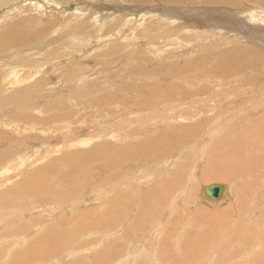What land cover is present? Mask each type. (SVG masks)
Returning <instances> with one entry per match:
<instances>
[{"label":"rangeland","instance_id":"obj_1","mask_svg":"<svg viewBox=\"0 0 264 264\" xmlns=\"http://www.w3.org/2000/svg\"><path fill=\"white\" fill-rule=\"evenodd\" d=\"M150 1L0 7V264L49 228L65 245L63 225H86L75 264L88 243L117 245L104 264H264V0H213L233 6L213 24L204 9L166 20ZM36 170L44 182L28 181ZM212 184L229 192L209 204ZM127 195L107 239L108 201ZM39 255L30 264H68Z\"/></svg>","mask_w":264,"mask_h":264},{"label":"bare ground","instance_id":"obj_2","mask_svg":"<svg viewBox=\"0 0 264 264\" xmlns=\"http://www.w3.org/2000/svg\"><path fill=\"white\" fill-rule=\"evenodd\" d=\"M21 1H24V0H0V7H3L4 8V6H8V5H13V4H16V3H20ZM26 1V0H25ZM51 1H53V2H57V3H65V2H67V1H71V0H51ZM136 1H138V2H140V3H152V1H150L149 0V2H146V0H132V2H136ZM194 1V2H193ZM160 2L161 3H163L162 4V6H171L170 8L169 7H166L165 9H162L163 11L165 10L166 12H165V15H164V18H166V20L167 19H169V20H172V19H174L175 20V18L176 17H178V16H181L180 14H177V13H180V10H182V11H188V10H190V13H192L191 11H195L196 12V10H201V9H204V10H206V13L208 14V17H209V20L210 21H212L211 22V24H213V23H215V19L217 20V21H221V17L220 16H218V15H216V14H213L212 12H214V11H220V9H218V8H216V7H219V8H223L224 9V7H228V9L226 8V11H231L232 9L231 8H233V6H231L230 4H226V3H229V2H227V1H222V3L220 2L219 4H221V6H219V5H216V4H214V2H213V0H202V1H198V0H160ZM150 3V4H151ZM158 3H159V1H158ZM157 3V4H158ZM153 4V3H152ZM156 4V5H157ZM157 7H159V6H157ZM178 7V8H177ZM103 8V11H105V14H108V11H110L111 9H108V8H106V7H102ZM162 8H164V7H162ZM174 8L176 9V11L174 12ZM34 9H35V7H34ZM20 11H22V12H26V9H25V7H23V8H20L19 9ZM81 9H79L78 10V12L80 11ZM150 10V9H149ZM28 12H33V10H31V11H28ZM194 12V13H195ZM228 12V13H229ZM24 14V13H23ZM109 14H111V13H109ZM108 14V15H109ZM153 14V13H152ZM175 14L176 15H178V16H175ZM220 14V13H219ZM194 15V14H193ZM205 15V14H204ZM224 15V14H223ZM195 16V15H194ZM22 17V16H21ZM127 17L128 16H126L125 18L127 19ZM196 17V16H195ZM229 18V17H228ZM178 19V18H177ZM214 19V20H213ZM38 18L37 17H34V14L33 15H27L26 17H24L23 19H21V20H19V21H17L16 23H15V26L17 27V30L15 31V34H14V36H17V37H22L25 33H29V32H27V31H30V30H32L34 27H36V25H37V22H38ZM173 21V20H172ZM194 21V20H193ZM167 22V21H166ZM174 22V21H173ZM204 22V21H203ZM225 21L222 19V23H223V25L224 24H226V22L224 23ZM230 22V21H229ZM221 23V22H220ZM196 24H199V22H196ZM196 24H192V23H179V28L180 29H182V30H185V29H187L190 25H194V27L193 28H195L196 27ZM218 24V23H217ZM231 24V23H230ZM164 25V24H163ZM220 25V24H219ZM218 25V26H219ZM229 25V24H228ZM234 25V24H233ZM232 25V26H233ZM215 26V25H214ZM222 26V25H221ZM225 26V28L227 27L226 25H224ZM224 26H222L223 28H224ZM230 26V25H229ZM228 26V27H229ZM238 26V25H237ZM221 27V28H222ZM235 27V26H234ZM238 28V30L240 29L239 27H237ZM168 29V28H167ZM237 30V31H238ZM163 31V30H162ZM235 31V30H234ZM240 31V30H239ZM244 31V30H243ZM246 31V30H245ZM248 31V30H247ZM33 32H30V34H32ZM160 33H161V30H160ZM159 33V34H160ZM176 32H175V30H172V28L170 29V31H166V32H164V33H162L159 37L160 38H168L169 36H172V34H175ZM243 33V32H242ZM245 34V33H244ZM257 36V35H256ZM254 37V36H253ZM245 38V37H244ZM251 39V38H250ZM256 39H257V37H256ZM259 39V38H258ZM169 41V40H168ZM171 41V40H170ZM159 54V53H158ZM222 65H229V64H227L225 61H223L222 62ZM226 71L227 72H229V68H226ZM14 75H16V74H14ZM203 81H204V84L206 83V81L205 80H202V83H203ZM161 82L162 81H159V84H161ZM219 82H221V81H219ZM12 84H17V83H12ZM157 88H159V86H157ZM157 88H154L155 90H157ZM163 94H164V96L165 97H169V96H171V95H173L174 94V91H169V90H166L165 88L163 89ZM175 97V96H174ZM170 98H172V97H170ZM184 97L182 96V99H183ZM166 99H168V98H166ZM173 99V98H172ZM180 99V98H179ZM179 99L174 103L175 104V106H177V105H179V103L180 102H178L179 101ZM181 99V100H182ZM69 100V99H68ZM162 101V100H161ZM184 102V101H183ZM157 103H159V102H157ZM119 104V103H118ZM174 104L172 105V107L174 108L175 106H174ZM183 104V103H182ZM120 105V104H119ZM186 105V104H185ZM180 106V105H179ZM123 109V108H122ZM178 112V111H177ZM180 117H183V115H180ZM99 130V129H98ZM109 131V130H108ZM186 133H190V132H186ZM83 134V133H82ZM77 135V134H76ZM83 136V135H82ZM95 136V135H94ZM87 137H89V136H87ZM92 137V136H91ZM72 138V137H71ZM74 138V137H73ZM77 138V137H76ZM83 138V137H82ZM79 139V138H78ZM93 139V138H92ZM70 140V139H69ZM68 140V141H69ZM72 140V139H71ZM80 140V139H79ZM73 141H74V139H73ZM85 141V140H84ZM87 141V140H86ZM85 141V142H86ZM90 141H91V139H90ZM79 142H81V141H79ZM75 143V142H74ZM78 143V142H77ZM84 143V142H83ZM69 145V144H68ZM77 146H78V144H76ZM82 145V144H81ZM86 145V144H85ZM84 146V145H83ZM154 146V145H153ZM241 148H242V146L241 145H239V144H233L232 146H231V150L233 151V152H239L240 150H241ZM135 154V153H134ZM138 156V155H137ZM137 156H136V158H137ZM132 157H133V155H132ZM135 157V156H134ZM130 158V157H129ZM141 161V160H140ZM198 164V163H197ZM49 168H51L50 166H48ZM139 174H140V172H139ZM143 177L144 176H142V179H143ZM141 178V177H140ZM144 178H146V177H144ZM136 179V178H135ZM147 179V178H146ZM193 179V178H192ZM191 180V179H190ZM28 181H31V182H34L33 184H35L36 182L37 183H42V182H44L43 181V173L42 172H40V171H38V170H36V172L34 173V175L31 177V178H29L28 179ZM123 181V180H122ZM126 181H128V180H126ZM144 181V180H143ZM133 182V181H132ZM135 182V181H134ZM142 182V181H141ZM193 181H191V183H192ZM133 184V183H132ZM135 185V184H134ZM137 185V184H136ZM213 185V184H212ZM214 185H217V184H214ZM126 186H127V184H126ZM130 186H132V185H130ZM222 188H223V191H222V195H221V198L219 199V200H211L209 197H207V196H205L204 194H202L203 193V188H202V190L200 191V196L201 195H204L205 197H207V198H209L212 202H209V201H207V202H209V204L211 203V204H213V203H218V202H220L221 200H223L224 198H226V196H227V192H229L228 191V187H226L225 185H220ZM129 187V186H128ZM123 188V187H122ZM205 188V187H204ZM138 189V188H137ZM129 190V188H127L126 189V191H128ZM134 194V193H133ZM132 194V195H133ZM137 194V193H136ZM230 194V193H229ZM128 196V195H127ZM229 196V195H228ZM144 197H147L146 195H144ZM202 198H203V196H201ZM126 198L127 199H130V197L128 196V197H126V196H115L114 198H111L109 201H108V209H109V212L107 213V215H108V220H107V222L106 223H104V224H102V225H104V226H100L99 227V231H101V233L103 232V233H105V236H107L106 238L108 239L109 237L108 236H110V235H107V234H109V233H111L110 232V229L112 230L113 228H106L105 229V226L109 223V222H112L115 218H116V210H117V208L120 206L121 207V205H122V202L124 201V200H126ZM146 200V199H145ZM138 201V200H137ZM141 202H142V199H141ZM136 203V202H135ZM142 206H139V207H141V209L143 208V207H145V203H142L141 204ZM134 206V205H133ZM144 209H147V207H145ZM117 212H118V210H117ZM140 212H141V210H140ZM94 218V217H93ZM92 218V220H94ZM140 218V217H139ZM138 218V219H139ZM93 223L94 222H92L91 224H92V228L94 227L93 226ZM90 225V224H89ZM64 226V228H63V230H64V234H63V239H64V241H65V245H60V243H59V238H58V236H59V233H50V228H49V231H47V229L45 230V234L44 233H41V234H37L36 236V239L39 241V245L38 246H34L33 248H31V249H29V250H24V251H22V252H20V254L19 255H17L18 257L19 256H23V257H21L19 260H18V258H16L15 259V256H13V260H12V263H10V264H30V262H32V256L33 257H35L36 255H42V257H43V259H44V262H52V261H58V260H60V259H62L64 256L67 258V260H66V262L68 263V264H75L73 261L71 262L70 260H68V257H69V255L70 256H72V254L71 253H80L79 251H80V249H81V247H79L78 246V244H77V242H78V238H79V236L81 235V234H83V233H85L86 231H85V229H86V225H85V228H83V229H78V231L76 232V231H70V230H68L67 229V225H63ZM47 228V227H46ZM90 228V227H89ZM104 229V230H103ZM103 230V231H102ZM70 231V232H69ZM100 233V234H101ZM102 233V234H103ZM123 235V234H122ZM84 236V235H83ZM104 236V237H105ZM27 238V237H26ZM103 238V237H102ZM105 238V239H106ZM70 239V240H69ZM104 239V240H105ZM103 240V241H104ZM43 247V249L41 248V247ZM60 246H62V247H60ZM117 245H115V244H106V243H104V244H102V246L101 247H105L104 249L103 248H100V249H96V248H94V247H91L90 246V243H88L87 245H86V247L89 249V253H92V252H94V254L93 255H91L90 256V262H89V264H104V263H107V261L111 258V257H113L114 259H116L117 257H120L121 255H118V252H117V250H116V247ZM106 247H109L107 250H106ZM119 247V246H118ZM196 246H189V247H186L185 248V252H186V256L187 257H192L193 256V254H194V251H191L190 249H193V248H195ZM120 248V247H119ZM42 249V250H41ZM72 250V251H71ZM125 254V253H124ZM39 255V256H40Z\"/></svg>","mask_w":264,"mask_h":264},{"label":"water","instance_id":"obj_3","mask_svg":"<svg viewBox=\"0 0 264 264\" xmlns=\"http://www.w3.org/2000/svg\"><path fill=\"white\" fill-rule=\"evenodd\" d=\"M223 188L220 185H210L203 188V194L211 200H219L222 195ZM209 192L211 195H209Z\"/></svg>","mask_w":264,"mask_h":264},{"label":"clouds","instance_id":"obj_4","mask_svg":"<svg viewBox=\"0 0 264 264\" xmlns=\"http://www.w3.org/2000/svg\"><path fill=\"white\" fill-rule=\"evenodd\" d=\"M209 195H211V193L209 192Z\"/></svg>","mask_w":264,"mask_h":264}]
</instances>
